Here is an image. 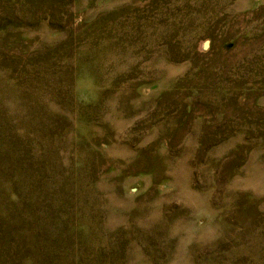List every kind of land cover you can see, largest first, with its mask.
<instances>
[{"label":"rangeland","instance_id":"374dc122","mask_svg":"<svg viewBox=\"0 0 264 264\" xmlns=\"http://www.w3.org/2000/svg\"><path fill=\"white\" fill-rule=\"evenodd\" d=\"M0 264H264V0H0Z\"/></svg>","mask_w":264,"mask_h":264}]
</instances>
